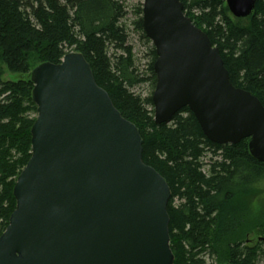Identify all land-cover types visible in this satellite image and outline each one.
<instances>
[{
    "label": "water",
    "instance_id": "1",
    "mask_svg": "<svg viewBox=\"0 0 264 264\" xmlns=\"http://www.w3.org/2000/svg\"><path fill=\"white\" fill-rule=\"evenodd\" d=\"M247 19L258 0H220ZM143 30L156 50L157 126L188 108L217 145L250 140L264 163V105L230 80L220 50L181 0H145ZM38 108L32 157L14 188L0 264H174L166 180L143 162L138 128L114 106L77 52L31 73Z\"/></svg>",
    "mask_w": 264,
    "mask_h": 264
},
{
    "label": "trees",
    "instance_id": "2",
    "mask_svg": "<svg viewBox=\"0 0 264 264\" xmlns=\"http://www.w3.org/2000/svg\"><path fill=\"white\" fill-rule=\"evenodd\" d=\"M126 1L0 0V64L18 77L4 81L0 66V237L16 209L17 179L32 157L38 108L31 73L77 52L116 109L138 128L143 162L171 189L174 264H207L206 256L217 264L264 262V216L247 220L250 201L264 192V163L251 156L250 140L210 142L188 108L169 124H155L152 96L143 98L134 90L146 82L156 87V50L149 48L146 77L129 43ZM181 1L186 16L220 50L231 83L264 105V0L247 19H232L220 0ZM135 15V29L151 44L143 30V4L135 7ZM250 233L257 241L248 240Z\"/></svg>",
    "mask_w": 264,
    "mask_h": 264
},
{
    "label": "rangeland",
    "instance_id": "3",
    "mask_svg": "<svg viewBox=\"0 0 264 264\" xmlns=\"http://www.w3.org/2000/svg\"><path fill=\"white\" fill-rule=\"evenodd\" d=\"M144 1L141 0H127L126 4L128 7V16L124 23L127 24L129 28V43L134 48V53L136 55L137 59V65L140 66L142 72L146 74V77H149V64L151 62V59L149 57V48L153 46L152 42L151 44H148L145 40L142 39L141 33L137 31L133 25L134 21L136 20L135 15V7H137L139 4H143ZM232 19H235L231 15ZM2 71H3V80L4 81H17L18 77L16 75H12L8 72L5 65L0 64ZM155 91V88L152 87L150 82H146L141 86H138L134 92L138 95H141L143 98H148L150 96H153V93ZM248 202V201H247ZM174 205L179 204V201L176 200L173 203ZM250 210L251 214L247 220L250 222L253 220H257L259 218H262L264 216V192H262L260 195L254 197L250 201ZM247 221V222H249ZM254 233H250L248 236V240L257 241V237L254 236ZM225 249V248H224ZM224 252V250H222ZM207 264H217V262H214L213 258H209V256L205 257ZM222 264H225L222 262ZM260 264H264V262H260Z\"/></svg>",
    "mask_w": 264,
    "mask_h": 264
}]
</instances>
